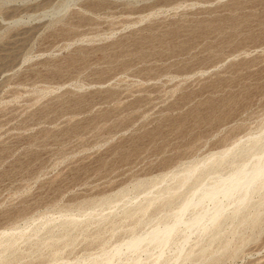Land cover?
Wrapping results in <instances>:
<instances>
[{"label": "rangeland", "instance_id": "obj_1", "mask_svg": "<svg viewBox=\"0 0 264 264\" xmlns=\"http://www.w3.org/2000/svg\"><path fill=\"white\" fill-rule=\"evenodd\" d=\"M263 143L264 0H0V264H101ZM253 194L113 264H264Z\"/></svg>", "mask_w": 264, "mask_h": 264}, {"label": "bare ground", "instance_id": "obj_2", "mask_svg": "<svg viewBox=\"0 0 264 264\" xmlns=\"http://www.w3.org/2000/svg\"><path fill=\"white\" fill-rule=\"evenodd\" d=\"M259 138H260V136L253 139L252 140L253 143L251 142V144H253L254 146H257V144H256L257 141L258 140L260 141L261 138H263V137L261 136V138L260 139ZM240 140L242 141V139H240ZM244 141H246V140H244ZM250 141H251V139H250ZM250 141H249V143H250ZM243 144L246 146L247 143L245 144L243 142ZM250 145H249V147H250ZM238 147H239V143H236L233 146H231L225 150L223 149V151H221L217 154H213L210 157H207L206 159H204L203 163L201 162L203 164L202 166H210L211 167V166H214L216 163H217V165H219L222 161L224 162V160L226 158L233 156L235 154V152H238V150H236V148H238ZM260 148H262V147H260ZM250 149H248V150H250ZM252 150H254V149H252ZM258 151L259 152L256 151L257 153L254 152L252 156L250 155L251 157L248 154L249 159L246 158L247 160H244L243 162H241L239 160L241 163L237 162L238 165H235L234 169L230 173H228L227 175L226 174L223 175L224 173L221 172L222 175L220 174V176L216 177V179L213 182L212 181H211V183L206 182L207 184L199 183L200 184L199 189H197V190L195 189V191L190 196L188 195L189 197L184 199L182 205L180 206V209L177 210L178 212L176 211L177 212L175 215L176 219L173 217L175 220L172 222L170 221L171 222L170 225H169V223H170L169 222L167 226H164V225H163L164 227L157 226L156 228L152 229V231L149 232L148 234H146L145 236L142 235V236H139V237L137 236L134 238L131 237L132 239H130L127 242H125V243L119 245L118 247L114 248L115 250L113 249L114 251L112 250V253L107 252V253H109V255H107V253H104L107 255V256L104 255L105 257H103L102 255H99V256H102L101 264H113V262L115 260L114 258H116V256L119 257L120 254L123 253L124 249H127V250L132 251V252L136 251V250L138 251V250H140L141 247L143 248L142 245H144V244H146L145 247L150 246V244H153V247L156 246V247L163 248L164 245L166 246V244L168 245V243L171 242V238H173V234L174 233L176 234V232L181 228L182 225H184L189 230L199 229L201 231H208L212 227L220 224L222 222L223 218L227 217L230 214L227 211V209L229 208V207H227V204L229 205L231 203H227V202H233L234 203V208H233L232 214L230 216H234V217L236 216L238 218L239 217L238 215L241 213L243 208L246 207L247 205H249L250 201H252V195H254L253 193L255 192V194H256V191L259 192L261 190H264L263 189L264 188V146H263L262 150L258 149ZM235 156H236V154H235ZM235 156H234V158H235ZM238 157H239V155H238ZM232 160H233V158H232ZM230 162H231V160H230ZM202 166L199 167L198 163H197V165H193L191 167L189 166V168L186 167V169H183L186 172H184L185 174L182 176V179L180 178V180H181L180 184L185 186V184L190 181V179L192 178L194 173H196V171L199 168H201ZM220 166H221V164H220ZM180 174L182 175V173H180ZM175 175H177V174H175ZM177 178H179V176ZM177 185H178V183H177ZM258 195H260V193ZM259 200H261L260 205L258 203V206L257 207L255 206L256 208L253 209L254 210V216H253V222H254L253 224L254 225H255V222L256 223L259 222V217H261L260 216V213H261L260 207L264 206V195ZM206 202H211L212 207L207 208V206H203V204ZM199 205L201 207L197 211H195L194 213H191L192 216L189 214L191 217L189 215H187V216H189V218H186V219L184 218L185 213L191 211L190 210V209H192L191 207L195 208L196 206H199ZM262 213H261V215H262ZM67 218L68 217H66V219ZM238 219L240 221L244 220V219H246V216L238 218ZM233 220H234V218H233ZM259 224L260 223H258V225ZM182 231H185V230H182ZM200 233H202V232H200ZM10 238L14 239L12 237H10ZM175 238H176V236H175ZM11 239H10V242H11ZM178 243H179V241H178ZM183 245H185V244H183ZM225 245L227 246L226 247V249H227L228 244H225ZM229 246H230V243H229ZM142 250L143 249H141V251ZM159 250L162 251V249H159ZM203 250H205V249H202V251ZM202 251H201V253H202ZM179 253H181V252H179ZM190 253H191V251H190ZM161 254L163 256V253H161ZM182 254H185V252L184 253L182 252L181 255ZM181 255L179 254L177 259L183 256V255L182 256ZM139 256H138L137 261L134 260L135 257L133 256L134 258H132L133 260L130 262H133L132 264H135V263L141 264L142 262L141 261L139 262V259L141 260V257H139ZM184 258L182 257L181 259L183 260ZM135 259H137V257ZM157 259H158V256H157ZM96 260H99V259L97 258ZM90 261H92V260H90ZM98 262L100 263V261H98ZM130 262H128L127 264H130ZM94 264H96V263H94Z\"/></svg>", "mask_w": 264, "mask_h": 264}]
</instances>
